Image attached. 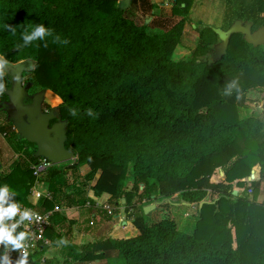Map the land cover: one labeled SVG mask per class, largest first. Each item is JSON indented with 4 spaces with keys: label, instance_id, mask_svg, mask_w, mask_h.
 I'll return each mask as SVG.
<instances>
[{
    "label": "trees",
    "instance_id": "trees-1",
    "mask_svg": "<svg viewBox=\"0 0 264 264\" xmlns=\"http://www.w3.org/2000/svg\"><path fill=\"white\" fill-rule=\"evenodd\" d=\"M120 2L0 0V54L13 63L35 61L29 82L46 91L44 108L67 121L65 146L77 155L75 163L46 171L52 199L30 203V163L38 157L34 144L19 139L29 162L18 163L19 179L0 175V185L9 188L10 202L62 209L52 213L45 237L64 258L48 264H264V199L257 200L264 186V113L243 112L247 91L264 92V47L234 34L225 55L206 57L218 36L195 25L197 44L179 57L192 0H173L172 18L158 16L164 23L158 33L149 32L154 21L139 24ZM229 2L239 4L229 14L264 26V0ZM39 25L50 34L25 45L23 37ZM2 74L0 103L10 87ZM6 119L5 112L0 128L17 136ZM256 166L260 178L249 180ZM90 191L114 205L125 200L137 233L73 242L76 221L68 216L93 201ZM175 195L197 198L192 221H146L144 202L175 205Z\"/></svg>",
    "mask_w": 264,
    "mask_h": 264
},
{
    "label": "water",
    "instance_id": "water-1",
    "mask_svg": "<svg viewBox=\"0 0 264 264\" xmlns=\"http://www.w3.org/2000/svg\"><path fill=\"white\" fill-rule=\"evenodd\" d=\"M129 0H122L120 7L126 9ZM218 36V43L206 57L221 58L226 54L229 41L234 34L242 35L243 39L253 47L264 45V27L252 30V24H243L237 20L228 29L212 28ZM205 59V57H202ZM35 69L33 59L10 62L0 54V73L10 77V87L5 89L8 103L7 119L11 122L21 139H25L36 147L35 155L44 157L53 164H62L77 158V155L66 148L67 121L62 120L54 109L43 110L45 90H40L32 96L31 103H25L28 90L32 83L23 84V74ZM52 121H55L52 123ZM253 176H251L252 179ZM236 194V192H234ZM202 203H200V207ZM149 207H145L144 211ZM16 250V249H15Z\"/></svg>",
    "mask_w": 264,
    "mask_h": 264
},
{
    "label": "rangeland",
    "instance_id": "rangeland-1",
    "mask_svg": "<svg viewBox=\"0 0 264 264\" xmlns=\"http://www.w3.org/2000/svg\"><path fill=\"white\" fill-rule=\"evenodd\" d=\"M215 3L212 2H208L206 0H194L193 6L194 7L192 10H190L189 12V21L191 22L188 23L185 28L186 30L184 31L183 34V38H182V45L183 48L179 49L178 51V56L182 57V56H186L189 55L190 51L193 50L197 44V40H198V33L195 30V28H193L195 25L197 27L201 26V24H205V22H212L213 24H216V28L219 27V23H221L222 20H219L217 22L218 19L223 18V14L222 12L220 13V8L219 5L223 0H215ZM197 3V4H195ZM202 3V4H200ZM213 6V7H212ZM218 8V9H217ZM132 17L136 20V22H138L139 24H145L146 18H142L140 15L137 14H132ZM149 24V23H147ZM215 26L213 28H215ZM149 32L150 33H158L160 32V29H156L153 27H149ZM25 79L31 78V72L26 73L25 74ZM38 86H33L32 91H38ZM0 107H2V104L0 103ZM264 92L263 91H259V90H249L247 91L246 95H245V99H244V108H243V112L244 114H251L252 112H257L261 115H263L264 110ZM54 109V108H53ZM56 111V113L59 116V111L57 109H54ZM7 116V115H6ZM5 120V112L0 111V123L1 121ZM8 121V119H7ZM9 122V121H8ZM77 161V158H75L74 160H70L68 162L59 164L60 166L63 165H71L73 163H75ZM85 172V169L81 170V174H83ZM223 176H219V178ZM43 185L42 187H38L35 188L38 191L36 192H42L43 189ZM44 192V190H43ZM46 192V191H45ZM236 192L235 195L237 196H241L242 193L241 191H234ZM249 197L251 198V192L249 191ZM89 194L95 198L101 199L103 200V202H106L107 199L109 197H107V195L103 196V197H99L97 195L94 194V192H89ZM211 196L210 194L207 195V197ZM206 197V198H207ZM194 200H196L197 198L192 197ZM29 199H33L34 203H36V199H38V197H29ZM174 199V203L176 202L175 205L172 204H168V205H159L158 202H155L154 200H149L143 203L144 208L145 207H149L147 210L143 211L144 214L146 215V221L149 223H156L158 221H160L161 219H164L166 217H174L177 218L183 225L186 224V222H189L190 220L192 221L194 219V215L195 212L197 210V204H195L196 201L193 200V202L188 201L187 199H182L181 195H175ZM260 200V201H259ZM258 201L261 202L263 201V197H261ZM201 203V202H200ZM112 205V208H116L117 212H114L111 215V218L109 219H105L103 217L100 216H92V215H87V217H84L80 215V225L81 227H86L87 224L89 226V228L91 227V229H93L94 231L96 230V232L94 233V235L92 237H88L85 238L86 241H88V239L90 240H94L98 237H112L115 239H120L122 237H130L133 236L131 233L126 231V227L128 223H131V221L128 219V214H127V210L130 209L129 211H131V207L129 206V204H127L125 202V200H121L118 202L117 205H114L112 203H110ZM117 206V207H116ZM36 208H33L34 210H39V206L35 205ZM79 209V208H78ZM87 211V209H83L80 208V214L82 212ZM94 211V210H93ZM86 215V214H85ZM100 217V218H99ZM192 217V218H190ZM91 219V220H90ZM93 221V224H90L91 222L88 221ZM132 224V223H131ZM87 226V227H88ZM111 227V228H110ZM97 228H100L102 233H98L97 232ZM105 229V233L104 232ZM108 229H110L112 232H109ZM119 230V231H118ZM116 231L119 232L116 233ZM115 232V233H114ZM82 240V239H81ZM80 240V241H81ZM79 243V240H75V243ZM110 255H115L114 251L109 252ZM106 262L102 261L99 262L97 264H105Z\"/></svg>",
    "mask_w": 264,
    "mask_h": 264
},
{
    "label": "crops",
    "instance_id": "crops-1",
    "mask_svg": "<svg viewBox=\"0 0 264 264\" xmlns=\"http://www.w3.org/2000/svg\"><path fill=\"white\" fill-rule=\"evenodd\" d=\"M206 1L215 3L214 2L215 0H206ZM193 3H194V0H192L190 7L188 9V13H187L188 18H189L190 10H192L194 8V7H192ZM172 4H173V0H135V1L129 0V2L126 6V9H129L130 14H137V15H140L142 18H146L145 24L154 21L153 22L154 25H150V27L160 29V28L164 27V23L160 20L161 17L158 18V16L163 15L164 18L165 17L172 18V16H171ZM195 4H197V3H195ZM200 4H202V3H200ZM238 6H239V4H237L235 2L231 3V2H229V0H223V3L222 2L220 3L218 8H220V13L222 12L223 18H220L217 20V22L219 20H222L221 23H219V25H218L219 27H217V28H221V29L226 30L231 25H233L237 20L242 21L243 24L251 23L248 21H244V20L235 18L234 15L233 16L231 15V13L229 14L230 9L234 11L236 9V7H238ZM173 19L178 20L179 17H175V18L173 17ZM188 23L191 24V22L188 20L186 22L185 26ZM201 25L210 26L213 28L216 24H213L212 22H205V24H201ZM260 27H264V26H260ZM260 27H258V28H260ZM193 28H195V26ZM215 28H216V26H215ZM258 28H254L253 24H252V30H256ZM161 30L162 29H160V31ZM185 30H186V28H184V31ZM184 31H183V34H184ZM182 38H183V36H182ZM263 47H264V45H263ZM6 115H7V113H6ZM6 122L8 123L7 119H6ZM1 124L2 123H0V126L3 127ZM12 126H13V124H12ZM13 128H14V126H13ZM14 130H15V128H14ZM15 132H16V130H15ZM16 134H17V136L14 135V133L12 131H10L9 129H7L6 127L0 128V175L3 176L6 174H14L13 175L14 178L19 179L20 175H21L20 170L22 168L18 169L17 165L19 162H22L23 160L28 161L29 158H27V156L23 153V150H20L19 139H21V138L17 132H16ZM45 175H46V173H42L40 177H36L34 175L35 176V183H34L33 187L31 188V190H30L31 192L28 195V197H37V195H34L33 191H35V190L38 191L35 188L42 187V185L44 187L42 189V191L43 190L47 191V184H46V180H45V178H46ZM251 176H253L252 177L253 180L260 178L259 166H256L252 170V174L248 177L249 180L251 179ZM261 191L262 192L257 196L258 197L257 200H259L261 197H263V199H264V186L263 185L261 187ZM29 202L33 203L34 201H33V199H32V201H31V199H29ZM20 206H23V205H20ZM83 209H88V208H83ZM71 210H73V212L68 217H70L71 219L76 221L75 224L73 225V228H72V230H73V232H72L73 242H75V240H79V243L86 242L85 238L92 237L94 235V233L96 232V230L94 231L91 228H87V226L83 227V228L81 227L80 215L81 216L84 215V217H87V215L89 216V215L93 214L92 216H94V215L100 216V217H103L104 220L108 219V221H109V219H110L106 215H103V213L96 212L98 210H94V209H93L94 212L91 214H88V212H87L88 210L85 212H82L80 214V208L78 209V207L71 208ZM36 211L42 212L41 208L39 210H36ZM90 220H89V222H93ZM97 229H98L97 230L98 233H102L100 228H97ZM125 229L127 232L131 233L132 235H135L137 233V229L131 223H128L127 227ZM108 231L112 232L110 229H108ZM118 231H116V233L119 234ZM103 233H105V229H104ZM47 240H48V244H44V245L48 246L46 249L42 250V247L40 246V249L33 253V255H34V256L32 255L33 256V258H32L33 263L37 259H39L38 260L39 264H48L50 262L55 263L57 261L63 260L64 253L62 252L60 247L52 245L48 238H47ZM88 241H90V239H88Z\"/></svg>",
    "mask_w": 264,
    "mask_h": 264
},
{
    "label": "built area",
    "instance_id": "built-area-1",
    "mask_svg": "<svg viewBox=\"0 0 264 264\" xmlns=\"http://www.w3.org/2000/svg\"><path fill=\"white\" fill-rule=\"evenodd\" d=\"M58 165L53 164L51 161H49L44 157H38L37 162L30 163V168L32 169L33 174L36 177H40L42 173H46L47 170ZM33 193L34 195H37V197L44 196L47 199H52V196L48 191L46 192L33 191ZM89 197H91L93 201L92 202L90 200L86 201L84 208H90V209L92 208L94 210L101 209L106 211L108 214L113 213L114 209L112 208V205L108 201L103 202V200L95 198L90 194ZM21 209L22 210L28 209L31 210L33 213V217L31 220H24L16 228V230L21 229L28 234L26 236L25 241L23 242L24 248L15 250L13 246L10 244L5 245L4 243H0V251L2 253L1 257L7 256L11 260V264H18V261L22 258L23 252L25 250L28 252L27 264H29L32 259L33 253L40 249V243L48 244V240L45 237V232L50 226L51 215L53 212L62 210L59 206H55L52 211H46V212H38L33 208H29L26 206H21ZM18 219H19V215L13 218V220L9 221L8 223L10 224L15 223ZM91 224H93V222H91Z\"/></svg>",
    "mask_w": 264,
    "mask_h": 264
},
{
    "label": "clouds",
    "instance_id": "clouds-1",
    "mask_svg": "<svg viewBox=\"0 0 264 264\" xmlns=\"http://www.w3.org/2000/svg\"><path fill=\"white\" fill-rule=\"evenodd\" d=\"M50 34L49 29H45L42 25L36 26L34 30L23 37L24 44L28 45L31 41L37 38H42L44 35ZM3 74L0 73V76ZM91 110H89L90 112ZM75 114V113H73ZM10 191L7 186L0 185V243L12 245L14 249H23L24 241L28 235L25 232L15 233L16 228L24 220H31L33 213L28 209H21L19 203L10 202ZM19 215V219L15 223H8L13 218ZM28 252H23L22 258L18 264H27ZM0 264H11V260L7 256L0 257Z\"/></svg>",
    "mask_w": 264,
    "mask_h": 264
},
{
    "label": "flooded vegetation",
    "instance_id": "flooded-vegetation-1",
    "mask_svg": "<svg viewBox=\"0 0 264 264\" xmlns=\"http://www.w3.org/2000/svg\"><path fill=\"white\" fill-rule=\"evenodd\" d=\"M27 73H29V72H27ZM25 74H26V73L23 74V84H24V85H25L26 83L29 82L28 79H25V78H24V77H25ZM9 78H10V77H9ZM32 88H33V85H32V87L28 90V96L26 97V100H25V103H27V104L31 103V101H32V96H33L36 92L40 91V90H38V91H32ZM1 104H2L1 109H3V111H5V112H6V110L8 109V107H9V108L11 107V105L8 103V101L3 102V103H1ZM43 105H44V103H43ZM43 110H44V111H49L50 109H45L44 106H43ZM6 113H7V112H6ZM54 122H55V121H52V123H54Z\"/></svg>",
    "mask_w": 264,
    "mask_h": 264
}]
</instances>
